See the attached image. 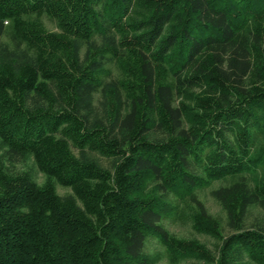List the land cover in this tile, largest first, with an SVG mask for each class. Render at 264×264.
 <instances>
[{
  "label": "trees",
  "instance_id": "trees-1",
  "mask_svg": "<svg viewBox=\"0 0 264 264\" xmlns=\"http://www.w3.org/2000/svg\"><path fill=\"white\" fill-rule=\"evenodd\" d=\"M258 52L264 0H0V151L49 179L0 170V264H149L152 241L208 260L164 225L182 202L216 264H264ZM228 178L223 235L197 193Z\"/></svg>",
  "mask_w": 264,
  "mask_h": 264
},
{
  "label": "rangeland",
  "instance_id": "rangeland-1",
  "mask_svg": "<svg viewBox=\"0 0 264 264\" xmlns=\"http://www.w3.org/2000/svg\"><path fill=\"white\" fill-rule=\"evenodd\" d=\"M137 17V15L135 16ZM42 22L45 28L50 32H57V26L47 18H43ZM5 43H9L8 38H4ZM257 59H261L259 64L257 63V73L264 75V54L262 52L257 53ZM263 59V60H262ZM114 75H118L117 69H112ZM259 75V74H258ZM258 77V76H257ZM259 77H264L260 76ZM253 85L257 83L260 85L264 83L260 81V78H254L252 80ZM203 91L195 89L186 93V96L181 98L180 101H184L189 107L194 108L197 105V100L203 97ZM258 152L264 149V138L260 139L258 144ZM0 170L11 177H28L31 181L36 183L37 186L42 187L48 181V177L42 174L33 159L32 156H27L23 161L13 163L8 160L5 155V148L1 147L0 151ZM249 181L252 185H256L264 181V166L259 170L256 175L249 176ZM237 178H228L223 181L212 183L208 188L198 191L197 198L205 206L208 216L215 221L222 229L223 235H228L230 232L228 229V216L222 205L215 200L212 193L220 188L227 187L232 183L237 182ZM57 194L60 196H67L71 194V190L63 188L58 183H55ZM197 209L190 202H182L178 206V211L172 214L170 218L165 221L164 225L169 233L176 239L181 241L195 242L201 246H204L212 253V258L203 259L198 256H180L175 255L165 248L158 246L156 242L152 241L148 248L149 264H216L213 259L218 258V249L221 245L220 241L213 236L200 233L195 228L194 218L196 216ZM263 217L260 209H253L249 223L255 219H261ZM246 264H252L246 262Z\"/></svg>",
  "mask_w": 264,
  "mask_h": 264
}]
</instances>
